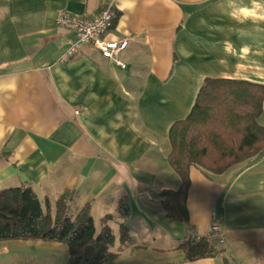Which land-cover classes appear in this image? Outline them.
<instances>
[{
  "label": "crops",
  "instance_id": "obj_1",
  "mask_svg": "<svg viewBox=\"0 0 264 264\" xmlns=\"http://www.w3.org/2000/svg\"><path fill=\"white\" fill-rule=\"evenodd\" d=\"M107 5L115 19L104 37L127 41L125 66L91 45L66 57L74 33L56 13L92 18ZM245 7L252 0H0V190L30 186L50 211L66 191L70 205L90 202L98 229L109 216L111 264H264V151L218 174L190 167L186 223L159 197L179 186L169 127L188 115L203 80L264 84V21L239 22ZM212 223L220 252L184 260L180 243ZM62 245L0 241V264H48L49 252L66 253V263Z\"/></svg>",
  "mask_w": 264,
  "mask_h": 264
},
{
  "label": "trees",
  "instance_id": "obj_2",
  "mask_svg": "<svg viewBox=\"0 0 264 264\" xmlns=\"http://www.w3.org/2000/svg\"><path fill=\"white\" fill-rule=\"evenodd\" d=\"M262 112L264 84L222 78L203 80L188 115L173 122L168 130L167 161L179 178L177 189L159 193L161 207L169 218L187 222L190 167L218 174L264 151V126L258 122ZM73 195L62 193L52 215L48 201L42 206L30 186L1 189L0 241H57L67 248L65 264H111L116 254L109 250L114 241L109 216L100 219L96 231L91 203L72 212L68 202ZM119 209L126 214L123 204ZM119 239H129L126 224L120 226ZM214 242L209 235L198 239L188 235L179 248L184 260L193 261L216 256L220 251ZM223 264H228L226 259Z\"/></svg>",
  "mask_w": 264,
  "mask_h": 264
},
{
  "label": "built area",
  "instance_id": "obj_3",
  "mask_svg": "<svg viewBox=\"0 0 264 264\" xmlns=\"http://www.w3.org/2000/svg\"><path fill=\"white\" fill-rule=\"evenodd\" d=\"M114 12L111 5L104 6L98 14L92 18H83L70 14L65 10L56 13L55 23L58 27L70 30L74 33V38L67 42L65 56L72 57L82 45H91L96 48L102 57L109 59L120 67L125 64L119 59V54L126 46L124 39H106L105 33L113 24ZM207 235L214 238L216 249L224 245V239L218 224L213 223ZM200 236H196L198 239Z\"/></svg>",
  "mask_w": 264,
  "mask_h": 264
},
{
  "label": "rangeland",
  "instance_id": "obj_4",
  "mask_svg": "<svg viewBox=\"0 0 264 264\" xmlns=\"http://www.w3.org/2000/svg\"><path fill=\"white\" fill-rule=\"evenodd\" d=\"M261 154V153H260ZM259 154V155H260ZM258 157V155H256V156H254V157H252L251 159H249V160H246V161H243V162H241V163H238V164H244V163H247V162H249V161H253L254 159H256ZM238 164H235V165H238ZM234 166V165H233ZM209 173V172H208ZM69 208L71 209V211L72 212H75L77 209H79V208H77L76 206H74V204H69ZM53 212H54V207H52L51 208V213H52V215H53ZM213 224V223H212ZM212 224H210V227H211V225ZM94 226H95V228H96V231L98 230V223L97 222H95V224H94ZM113 229L115 230V231H117V228H116V226H114L113 225ZM210 230V229H209ZM208 233H210V231L208 232ZM195 238V237H194ZM62 246H64V245H62ZM63 248H65V246L63 247ZM66 250V249H65ZM65 260H66V253H64L63 254V257H61V254L59 253V254H57V253H55V252H49V263L48 264H65Z\"/></svg>",
  "mask_w": 264,
  "mask_h": 264
},
{
  "label": "clouds",
  "instance_id": "obj_5",
  "mask_svg": "<svg viewBox=\"0 0 264 264\" xmlns=\"http://www.w3.org/2000/svg\"><path fill=\"white\" fill-rule=\"evenodd\" d=\"M252 5L253 7L251 9L246 7L239 9L240 14L244 17V19L240 20L239 22L243 23L244 20L249 18H252L254 22L256 20L264 21V5H261L259 0H252ZM257 9L260 11L258 12Z\"/></svg>",
  "mask_w": 264,
  "mask_h": 264
}]
</instances>
